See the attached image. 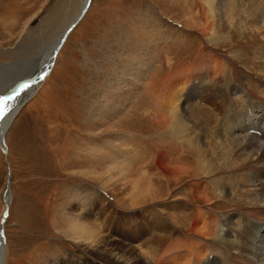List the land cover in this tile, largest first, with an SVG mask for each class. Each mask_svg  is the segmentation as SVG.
Instances as JSON below:
<instances>
[{"label":"rangeland","instance_id":"rangeland-1","mask_svg":"<svg viewBox=\"0 0 264 264\" xmlns=\"http://www.w3.org/2000/svg\"><path fill=\"white\" fill-rule=\"evenodd\" d=\"M79 1L0 0V87L13 85L15 77L27 73L30 63L27 59L36 58L43 48L51 45L75 14ZM230 2V8H237L230 10L222 5L221 9L218 0H91L86 13L59 48L49 74L14 115L6 131L5 145L0 143V222L7 183L10 196L3 225V264L101 263L100 257L89 255L81 238L75 239L82 226L70 224L87 213L96 220L101 235L111 236V247L116 250L125 243L128 245L126 255L140 253L153 264L164 249L170 248L174 257L178 254L184 257L185 250L171 252L176 246L171 242L172 237L175 241L184 233L191 238L190 242L207 247L216 234L212 232L207 241L186 229L194 220L202 219L197 217L196 209L208 213V225L217 221L219 228L222 223L226 225L229 217L239 216H233L239 203L226 197L221 188L224 177L234 194L251 190L259 204L264 205L257 194L263 173L235 164L239 155L220 143L223 138L245 139L254 124L257 127L264 122V106L261 109L260 101L250 93H263L260 82H264V63H261L264 57L260 53L264 55V51L258 50L264 48V30L251 21L257 19L264 24V0ZM257 10H263L262 16L254 18ZM188 19L192 23L183 25ZM202 22L207 30L201 27ZM142 49L153 53L152 59H135ZM217 61L221 63L219 66ZM13 66L19 73L17 76L8 70ZM243 75L247 76L244 91L251 97L243 104L250 105L253 100L254 112L247 119L241 115L245 126L234 119L237 125L233 127L231 123L227 127L230 136H225L227 133L220 136L222 111L215 110L205 100L204 95L209 91L205 93L204 87L212 86L213 79L224 87L228 84V88L239 87L237 82ZM188 77L191 79L181 92L185 94L187 88L195 87L196 96L188 92L180 97L188 96L195 102L197 116L206 131H200L201 137H210L215 152H206L211 166L200 170L203 173L210 169L205 178L194 169L202 155L200 144L193 133L189 136L194 137L193 141L187 142L188 135L183 134L186 128L178 122L182 113L176 111L175 120L171 118L169 124L159 120L163 114L161 95L176 96L178 92L182 95L179 84ZM123 78L131 91L129 96L125 94L127 100L122 102L121 113L99 120L91 105L107 84H113L111 90L123 87ZM227 97L228 113L232 115L233 105L240 107L242 97L235 102L230 94ZM178 102L174 103L176 107L180 105ZM224 112L227 122L228 114ZM172 142L181 145L176 148ZM219 152L224 153L223 158H219ZM165 160L173 170L168 177L159 166ZM182 161L186 162L187 172L178 178L175 168ZM135 163L142 171L135 173L131 167ZM177 172H182L181 167ZM234 173H244L250 178L249 188L236 186ZM217 177L218 184L211 179ZM203 188L206 194L198 192ZM139 193L142 196L139 198L152 197L132 204L129 200ZM103 211H106L104 218ZM158 211L159 217L170 213L168 226L154 225L136 234L134 226L149 222ZM116 213L125 216L117 218ZM114 219L122 222L116 226ZM247 220L260 226L257 239H264L261 219L241 216L239 224L228 225L235 228L233 233L242 240V229L250 230ZM249 247L248 257L255 260L258 247L255 242H249ZM217 249L212 244L208 253L215 255ZM220 256L219 261L223 258ZM239 258L242 257H234Z\"/></svg>","mask_w":264,"mask_h":264},{"label":"bare ground","instance_id":"bare-ground-1","mask_svg":"<svg viewBox=\"0 0 264 264\" xmlns=\"http://www.w3.org/2000/svg\"><path fill=\"white\" fill-rule=\"evenodd\" d=\"M86 1L87 0H80L79 1L80 3L78 5V8L75 11V14L72 16L69 23H67V25L64 26V28L62 27L61 30L57 33L55 39L53 40V42L51 43V45L49 47L43 48L42 52L40 54H38V56L36 58L34 56L33 58L27 59V60H29L30 63H28L29 68L26 69L27 73L25 75L20 74V76H17L19 73H17V71L15 70L16 67L14 68V66H13V69H8L9 71L16 72L17 77H15L14 81L12 82L13 85L9 84L7 86H1L0 87V92H1L0 93V102H2V106L4 109L2 114H0V143H2L3 145H5L4 141L6 142L5 135H6L7 128L9 126V124L11 123V121L13 120L14 115L17 113V110L21 107V105H23L24 102L26 100H28L33 95V93L35 91L38 90V87L41 85L42 81L45 79L47 74H49V72L51 71L49 66H51V67L53 66V63L55 61V57L57 56V53H58V51H57L56 55L51 56L55 46H57V48H60L63 41L65 40L67 34L72 30V28L76 24H78L79 19L77 16L79 15L82 8L85 6ZM230 1H232L234 3L235 0H229V1L218 0V5L220 7L223 5L224 8L228 7L230 10H231V8H235V7L237 8V6L230 8V6L228 5V2H230ZM230 4H231V2H230ZM89 5H90V3H89ZM89 5L87 6V9H88ZM87 9H86V11H87ZM221 9H223V7H221ZM218 10H220V9H218ZM86 11L84 12V14L86 13ZM233 12H234V10H233ZM257 12L258 13L254 18L261 17L262 16L261 13L263 12V10H257ZM77 19H78V21H77ZM260 21H262V20H260ZM251 22L258 29L264 30L263 29L264 24L260 23L259 20L253 19ZM189 23H192V22H190V20L188 19L186 22L183 23V25H189ZM201 27L204 28L203 30H207V29H205L206 28L205 22H202ZM242 28H243V26H242ZM148 46H149V48L154 49L153 46H151V45H148ZM262 47H260V48H262ZM39 50H41V48L36 49V52H35L36 55H37V52ZM142 51H143L142 54H139L137 56L135 55L136 56L135 59L137 58L140 61L142 59H146V60L152 59V55H154L153 53L151 54L149 52V50H146V52H145L142 49ZM262 51H264V48L258 50L259 53ZM260 54L262 55V57H264V55L262 53H260ZM199 62H200V60H199ZM219 63L220 62H218L217 66H219ZM261 63H264V60ZM213 66H214V64H212V68H214ZM18 72H19V70H18ZM185 76H187V75H185ZM213 76H214V74H213ZM190 77H188V79H186L184 81H180V84L182 83V85L180 86V84H179L180 89L179 88L178 89L182 95H179V92L176 96L169 95L168 93L166 95H163L164 93L161 95V98H162V100L160 101L161 102V109H162L161 113H163V114L159 115V117H160L159 120L160 121L161 120L166 121L169 124L171 121V118L173 120H175L176 111L182 113L181 120L178 122L180 123V127L183 126L186 128V131H185V133L183 132V134L188 135L187 142L191 141L194 138V137H189L190 134L193 133L195 135V137L198 138L197 142L200 144V146L198 148L200 150L199 153H201L202 155H199L200 159L198 158L199 160H198V162H196V166L194 169L197 171L198 176L205 178L206 172L209 171L210 169H208L207 171H205L203 173L200 170L204 169V167H205V169L210 168L211 163L209 160L206 159V152L210 151L212 153V152H214V150H213V146L211 145L212 140L209 139L210 137H208L207 135L206 136L204 135L203 137H201L200 131L203 130L205 133H206V131L203 129L202 120L197 116L198 108L195 106V102L191 98H189L188 96L185 98H181V97H184V95L188 92L192 93L193 97L196 96L195 87H193L192 89L187 88L185 94H183L181 92L183 87H184V84L187 82L189 83V81L191 79ZM246 79H247V76H244V75L240 78V81L237 82L239 87L236 85H233V87L230 86V88H228L229 84L226 87H224L223 84L222 85L218 84L217 81H215V79H213V83H214L212 85L213 87L211 85L210 86L205 85L206 89L204 87L205 93L209 91L208 95H204L205 100L211 102V104L215 110L218 109V110H220L219 112L222 111V115L219 114L220 115L219 116L220 122H219V126H218L219 131L221 130V132H223L222 134L220 133V136L225 135V133H227V129H228L227 127H231V123L233 124V127H235V125H237V123H236V121H234V119L238 120L239 123H242L243 126H245L244 121H241V119L242 120H243V118L247 119L248 117H250L252 112H254V109H253L254 108V101L253 100H252L250 105L249 104H243V103H246L249 101L248 97L251 100L250 94H246L244 91V86H247L246 85ZM219 80H221V79H218V81ZM123 81H124V78H123ZM197 81H201V80L198 79ZM0 82H1V78H0ZM195 82H196V79H195ZM205 82H206V80H205ZM124 83H125V85L123 87H119L122 85L121 84L118 86L119 89H116V90L110 89L113 86V84H107L106 85L107 87L105 86L103 89L100 90V95L97 98V101H95L91 105V108L94 107V111L98 115L99 120L105 119L108 117H112L116 114L121 113L120 110H121V107H123L122 102L127 100V98L125 97V94H127L129 96V92L131 91V88H129V85H127L128 83L126 81H124ZM260 84L262 85V87H260V88H262L263 93H260V92H250V93H251V95H254L257 97L256 99H258L260 101L259 104H262V106H261V109H262V107L264 106V82H260ZM0 85H1V83H0ZM125 86H127V87H125ZM188 86H189V84H188ZM203 86H204V84H203ZM12 87H15L16 89H18L17 91L15 90L16 93L13 96H12V93L8 92V91L12 90ZM118 87H116V88H118ZM212 89H215V90L213 91ZM157 90H156V92H157ZM229 94H230V97L234 100V102H235V99H239L240 97H242V101H241L242 105L240 107H236L235 105H233V109L232 110L230 109L231 110L230 112H232V115L228 113V108L230 107V101H229V98L227 96ZM209 95H211V97ZM177 100H179V102H180V105L178 104V107H176L177 105H175L178 102ZM259 104H256V105H259ZM240 108H241V111H240ZM224 110L228 114L229 121H227V122H224V120H227ZM94 111H93V113H94ZM194 112L196 114L195 116H194ZM156 115H158V113ZM241 115L243 116V118ZM263 116H264V114H263ZM179 117H180V115H179ZM176 119H177V117H176ZM263 121H264V117H263ZM186 123H187V125H188V123H191V125H189L187 127ZM249 123H251V122H249ZM259 124L260 125H258L257 127L255 126L256 124H254V127H252V130L250 131V135H247V136L245 135L246 136L245 139H243V137H242V139H240L241 136L240 137L238 136L239 139L231 137V139L226 140L223 138V140L220 141V143L221 142H222V144L224 143L225 147L229 146L230 149H233V151H235L239 155V157H238L239 162L235 161V164L237 163L238 166L250 168L251 171H255V172L261 171L260 173H263V175H264V122L259 123ZM191 126L193 127V130H198L199 133H196V131L193 132V130L191 129ZM181 130H185V129H181ZM230 133L231 132H228L227 135H225V136H227V137H228V135L230 136ZM220 138H222V137H220ZM172 144H173V147L175 146L176 148H177V146L181 145L180 143H174V142H172ZM185 156L186 155L184 154V158H185ZM223 156H224V153L219 152V158H223ZM201 158H203V159H201ZM142 160H143V158H142ZM138 163H141V161L140 162L138 161ZM185 163L186 162L182 161L181 165L176 166V168H175V173H176V176L178 178L180 176H183L187 172V165ZM167 165H168L167 160H165L164 163L160 162V165H159L160 169L165 170V177H168L169 175L173 174L172 168L169 167V165L168 166ZM139 166L135 163V165H132L131 167H133V169L135 170V173H137V172L142 171V170H140ZM180 167L182 169V172L178 173L177 169H179ZM127 168H129V167H127ZM130 173L133 174L134 171L132 170ZM132 174H130V175H132ZM196 176H197V174H196ZM211 179L216 184L219 183V181H218L219 177L214 178V179L211 178ZM233 180H234V184L236 186L241 187V186L246 185L249 188L250 183L248 184V182H249L250 178H246L244 173H234V179ZM226 182H227V179L225 177L221 179V181H220L221 188L223 189L224 195L226 197L230 198L231 201H234L232 199H235L236 202L235 201L234 202L239 203L238 206H235V213L233 215V216H235V215L239 214V216L238 217L235 216L236 219H234V218L232 219L231 217H229V219H226V222H225L226 225H224V223H222L221 228H219V224L217 221L211 225H208L209 222L207 221L208 218L206 217V215L208 213H202V210L196 209V212L198 214L197 217L202 218V219L194 220L192 225H190V227H186V226H184V227H186V229L189 231H193L194 233H196L197 236L201 237L202 239L206 238L207 241L210 240L209 237H210L211 233L216 231V234L215 235L213 234L212 241L208 243L207 247H204V246H202L203 243L196 242V241H195L196 243L190 242L188 239H191V238H189L188 236L185 237L184 233L182 234L183 237L177 236L175 241L173 240L175 237L174 238L172 237L171 242H174L172 244H176V246H175V250L173 251V249H172L171 252H175V251L179 252V251L185 250L186 251L185 256L183 257V254H178L176 257H174V253H170L169 252L170 248H168V249H166V251L164 249V252H162L156 258V260L153 264H264V246H263L264 245L263 244L264 239H263V237L260 241L257 239V231H258L260 226H257V224L255 222L247 220V222H248L247 224L250 223V230L248 231L247 228L242 229V232L240 233V236L242 237V240H241L239 238L238 234H237L238 235L237 236L235 233H233L235 228L233 230L230 226L231 224L228 225V223H234L233 225H235L236 223L239 224L240 223L239 220H240L241 216H243V218L247 217V219L249 217H251V218L253 217L255 219H261V220H263L262 222H264V216H262V212H264V205L259 204V201L256 200L257 196L251 190H246V191L241 190L239 192V194L237 192L234 194V191H232L229 188L228 183H226ZM259 184L260 185H259V190L257 191V194L260 195L262 197V199L264 200V180L261 179ZM261 185H263V186H261ZM147 186H149V185H147ZM200 186H201V184H200ZM199 188H201V187H199ZM205 191L206 190L203 188L202 191H198V192L206 194L207 191L206 192ZM139 196L142 197L140 195V193L136 197H133V196H132L133 198L129 197V199L131 198L129 201L132 204H135L134 201H138V202L139 201L140 202L141 201H147L148 199H151V197H152V196H148L147 198H139ZM260 196H259V198H260ZM9 203H10L9 192H6L4 194V205L6 206V212H7V208H8ZM105 212L103 211V213L102 212H99V213L100 214L102 213L101 216L103 217V214H105ZM117 213H116L117 218L125 216V215H118ZM159 213L160 212L158 211V213L156 215H154L153 219L150 220L149 222L145 220L146 223L139 222L138 224H136L134 226L135 233L141 234L154 225H156L157 227H160V228L167 227L169 224V219H170V218L168 219V217H169L168 215H170V213H168V214L164 213V214H166V216L164 215L161 217L158 216ZM170 217L174 219V216H170ZM112 218H113V215H112ZM143 218H146V217H143ZM1 219L2 220L0 222V226L2 228L1 227L0 228L3 230V227H4L3 225L5 223L6 215H5V218H3V213H2ZM116 219H114V222H115V225L118 226L122 221H115ZM101 220H103V219H101ZM95 221L96 220L93 219L87 213L85 215H82V217L76 219V221L73 220L72 222H70L71 225L82 226L78 230V233L75 234V239L76 240L78 238L82 239L83 246L86 248L87 251H89L90 254L89 253L88 254L90 256L92 255L91 257H93V256L100 257L102 259V261H100V262L104 263V264H127V263H129V264L130 263L131 264H149V262L146 260L145 255H144V257L138 255L140 253L136 254L137 253L136 252L135 253L136 255H132V256L126 255V253L129 252L128 247H126V246H128V245H126V243L123 244L124 247H122V246L118 247V248H116V250L113 247H111V241L109 238L111 236H108L106 234L101 235L99 230L97 229L98 227L96 226ZM199 222H201V224H199ZM233 227H235V226H233ZM256 227H257V229H256ZM98 232L100 235L98 234ZM0 242H1L0 243V264H3L4 243H5V239L3 236H0ZM249 242L252 244L255 242L256 247H258V252H257V250H256L257 253L254 252V253H256V256L254 255L256 257L255 260H252L251 258L248 257L249 253L251 252V249L249 247ZM256 242H258L259 245H257ZM212 244H215L218 248L217 251L215 252V255L208 253V248L211 247ZM182 247H185V248L182 249ZM82 250H84V249H82ZM165 253H170V254H165ZM220 255L223 258L219 261ZM236 255H239L242 258L234 259V257ZM76 263L77 262H75L73 264H76ZM84 263L85 262H83L82 264H84ZM101 263H94V264H101ZM52 264H57V261L56 262L54 261ZM61 264H63V262H61ZM86 264H90V263L87 262Z\"/></svg>","mask_w":264,"mask_h":264},{"label":"water","instance_id":"water-1","mask_svg":"<svg viewBox=\"0 0 264 264\" xmlns=\"http://www.w3.org/2000/svg\"><path fill=\"white\" fill-rule=\"evenodd\" d=\"M90 1L91 0H87L86 1V3H85V6L82 8V10L80 11V13H79V15L77 16L78 17V19H80V17L83 15V13L86 11V9H87V6L89 5V3H90ZM78 19H77V21H78ZM58 49L59 48H57V46H55V48H54V50H53V52H52V54H51V56L53 55H56V53H57V51H58ZM50 67V66H49ZM48 68V67H47ZM18 90V89H16L15 87H12V90H10V91H8L9 93H12V96L16 93V91ZM11 99V98H10ZM9 99V100H10ZM1 145H3V144H1ZM6 192H8V183H7V185H6V189H5V192L4 193H6ZM5 215H6V206H5V208H4V210H3V218H5ZM1 227V226H0ZM2 228V227H1ZM0 228V236H3L4 234H3V230ZM3 239V238H2ZM1 243V242H0Z\"/></svg>","mask_w":264,"mask_h":264},{"label":"snow or ice","instance_id":"snow-or-ice-1","mask_svg":"<svg viewBox=\"0 0 264 264\" xmlns=\"http://www.w3.org/2000/svg\"><path fill=\"white\" fill-rule=\"evenodd\" d=\"M3 106H2V102H0V114H2V112H3Z\"/></svg>","mask_w":264,"mask_h":264}]
</instances>
